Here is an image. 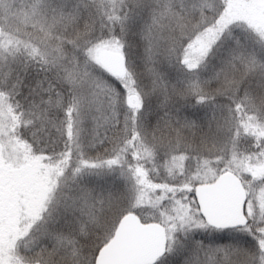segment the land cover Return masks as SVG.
<instances>
[{"label": "snow or ice", "instance_id": "snow-or-ice-1", "mask_svg": "<svg viewBox=\"0 0 264 264\" xmlns=\"http://www.w3.org/2000/svg\"><path fill=\"white\" fill-rule=\"evenodd\" d=\"M0 264H264V0H0Z\"/></svg>", "mask_w": 264, "mask_h": 264}]
</instances>
